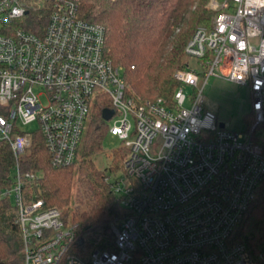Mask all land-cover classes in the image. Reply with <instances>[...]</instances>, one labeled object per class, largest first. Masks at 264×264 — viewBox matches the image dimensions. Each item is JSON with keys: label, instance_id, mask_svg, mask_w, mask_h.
Masks as SVG:
<instances>
[{"label": "built area", "instance_id": "1", "mask_svg": "<svg viewBox=\"0 0 264 264\" xmlns=\"http://www.w3.org/2000/svg\"><path fill=\"white\" fill-rule=\"evenodd\" d=\"M79 1L0 0V142L17 161L1 196L18 209L25 264H264V245L252 254L235 238L264 181V141L256 138L264 125V0H211V26L198 28L185 48L203 72L177 71L171 101L130 94L123 69L105 57V27L81 17ZM45 8L44 28L26 29L30 13ZM211 77L250 89L246 133L222 128L204 108ZM107 99L110 120L117 117L109 134L128 154L123 175L104 180L125 216L113 226V248L85 260L70 254L78 225L46 206L37 194L41 173L18 161L40 133L53 166L73 165L91 108ZM32 123L36 132L21 127Z\"/></svg>", "mask_w": 264, "mask_h": 264}, {"label": "trees", "instance_id": "2", "mask_svg": "<svg viewBox=\"0 0 264 264\" xmlns=\"http://www.w3.org/2000/svg\"><path fill=\"white\" fill-rule=\"evenodd\" d=\"M211 0H80L79 14L92 23L106 29L105 57L115 67L123 69L124 79L131 95L142 101L165 98L172 100L180 83L175 74L189 67L185 48L194 32L200 27H210L214 12ZM49 9L33 11L28 16L26 29L44 28ZM132 66L135 68L132 69ZM110 101L96 104L87 125L79 162L67 167H55L46 148L42 134L33 136L31 147L20 157L23 171L41 173L40 197L47 207L62 211L66 223L78 225V237L70 247V254L88 259L95 251V244L86 236L100 233L109 241L103 250L113 248V226L121 223L125 210L121 199L104 178L110 171L115 175L123 170L128 154L124 145L113 151L109 170H99L94 156L103 149V141L109 134L108 121L103 111ZM251 128L252 114L246 116ZM264 134V125L256 133ZM257 138V137H256ZM258 140V138H257ZM78 154V155H79ZM16 159L8 144L0 142V264H25L18 209L9 197L1 192L13 184L12 170ZM76 170L88 181L94 196V207L83 213H73L70 219L74 178ZM28 191L33 183L28 181ZM38 192V191H37ZM235 238L256 254L264 245V181L257 191L244 221L238 227Z\"/></svg>", "mask_w": 264, "mask_h": 264}, {"label": "rangeland", "instance_id": "3", "mask_svg": "<svg viewBox=\"0 0 264 264\" xmlns=\"http://www.w3.org/2000/svg\"><path fill=\"white\" fill-rule=\"evenodd\" d=\"M187 61L190 68L196 69L198 72H203V69L200 67L197 59L187 57ZM205 80L206 77L202 74L199 82L200 86L205 84ZM184 91L186 95L190 97L193 93V88L185 86ZM36 92H41V90L36 89ZM203 95L205 99L204 108L215 112L220 123L225 124L228 129L235 132L246 133L248 131L249 124L246 120V116L252 112V99L250 89L248 87L235 84L221 78L211 77L204 88ZM42 100H44V98ZM185 107H190V101H186ZM91 118L92 108L89 113L87 125L89 124ZM116 119L117 117L110 120L108 122L109 126H112ZM21 127L27 132H36L38 130L37 123L27 124ZM85 133L86 130L84 132L81 145L83 144ZM256 137L261 141H264V134L260 131L256 133ZM124 144L125 143L118 137L111 136L110 134L106 135L103 141L102 151L93 158L98 169L102 171L109 170L113 161V151L121 148ZM80 158L81 153L78 155L77 162L80 161ZM15 174L16 171L12 170V178H14ZM107 175L113 178L115 174L108 171ZM118 175L122 176L123 174L122 172H119ZM94 204V196L91 192L88 181L84 179L76 170L72 200L71 205L69 206L70 219L73 213L90 211L94 207ZM85 239L95 244V251L103 250L102 247L109 241L100 233L88 235Z\"/></svg>", "mask_w": 264, "mask_h": 264}, {"label": "water", "instance_id": "4", "mask_svg": "<svg viewBox=\"0 0 264 264\" xmlns=\"http://www.w3.org/2000/svg\"><path fill=\"white\" fill-rule=\"evenodd\" d=\"M113 114L114 113H113L112 110L105 109L103 111V118H104V120L109 121L112 118ZM220 126L223 128L225 126V124L221 123Z\"/></svg>", "mask_w": 264, "mask_h": 264}]
</instances>
